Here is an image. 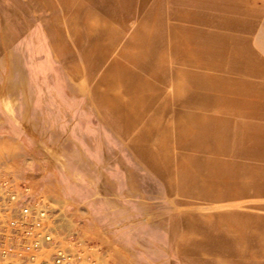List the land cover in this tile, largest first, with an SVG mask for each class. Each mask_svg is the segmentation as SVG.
<instances>
[{
	"label": "rangeland",
	"instance_id": "1",
	"mask_svg": "<svg viewBox=\"0 0 264 264\" xmlns=\"http://www.w3.org/2000/svg\"><path fill=\"white\" fill-rule=\"evenodd\" d=\"M47 261L264 264V0H0V264Z\"/></svg>",
	"mask_w": 264,
	"mask_h": 264
},
{
	"label": "bare ground",
	"instance_id": "2",
	"mask_svg": "<svg viewBox=\"0 0 264 264\" xmlns=\"http://www.w3.org/2000/svg\"><path fill=\"white\" fill-rule=\"evenodd\" d=\"M23 214L25 215H27L28 214V212H29V207L28 206H26V207H24L23 208ZM34 216L32 217V221H34V222H40V221H43V219H45L46 217V212H45V210L43 211H38L37 209L35 210V212H34ZM43 217V218H42ZM47 219V218H46ZM48 220V219H47ZM69 221V220H68ZM69 223V225H71L72 226V223L69 221L68 222ZM51 231L52 230H50V231H48V233L46 234V236L45 237H47V239H54V236H53V234L51 233ZM40 238V242L39 243H45V241H44V239H43V237H39ZM38 241H36L35 243H37ZM47 262H49V264H52L53 262H51V261H47Z\"/></svg>",
	"mask_w": 264,
	"mask_h": 264
},
{
	"label": "built area",
	"instance_id": "3",
	"mask_svg": "<svg viewBox=\"0 0 264 264\" xmlns=\"http://www.w3.org/2000/svg\"><path fill=\"white\" fill-rule=\"evenodd\" d=\"M21 210H23V209H21ZM22 214H23V211H22ZM23 216H24V217H27V215H26V214H25V215L23 214Z\"/></svg>",
	"mask_w": 264,
	"mask_h": 264
}]
</instances>
